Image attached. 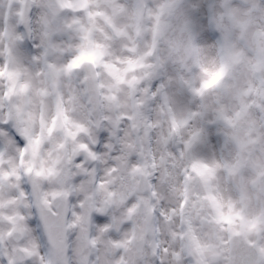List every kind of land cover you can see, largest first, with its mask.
<instances>
[{
    "label": "clouds",
    "instance_id": "clouds-1",
    "mask_svg": "<svg viewBox=\"0 0 264 264\" xmlns=\"http://www.w3.org/2000/svg\"><path fill=\"white\" fill-rule=\"evenodd\" d=\"M0 264H264V0H0Z\"/></svg>",
    "mask_w": 264,
    "mask_h": 264
}]
</instances>
